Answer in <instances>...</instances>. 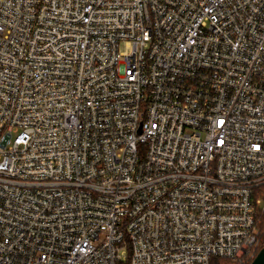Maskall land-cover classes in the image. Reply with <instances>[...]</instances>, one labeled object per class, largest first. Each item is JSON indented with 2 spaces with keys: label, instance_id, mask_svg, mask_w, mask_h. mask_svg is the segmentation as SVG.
I'll list each match as a JSON object with an SVG mask.
<instances>
[{
  "label": "built area",
  "instance_id": "1",
  "mask_svg": "<svg viewBox=\"0 0 264 264\" xmlns=\"http://www.w3.org/2000/svg\"><path fill=\"white\" fill-rule=\"evenodd\" d=\"M262 217L264 0H0V264H245Z\"/></svg>",
  "mask_w": 264,
  "mask_h": 264
},
{
  "label": "trees",
  "instance_id": "2",
  "mask_svg": "<svg viewBox=\"0 0 264 264\" xmlns=\"http://www.w3.org/2000/svg\"><path fill=\"white\" fill-rule=\"evenodd\" d=\"M262 222L264 224V217H262ZM263 244H264V239H263ZM251 261H252V259H247L245 264H250ZM212 263L213 264H235L236 262H234L233 260H231L229 258L214 257L212 260Z\"/></svg>",
  "mask_w": 264,
  "mask_h": 264
},
{
  "label": "water",
  "instance_id": "3",
  "mask_svg": "<svg viewBox=\"0 0 264 264\" xmlns=\"http://www.w3.org/2000/svg\"><path fill=\"white\" fill-rule=\"evenodd\" d=\"M250 264H264V244L256 253Z\"/></svg>",
  "mask_w": 264,
  "mask_h": 264
},
{
  "label": "rangeland",
  "instance_id": "4",
  "mask_svg": "<svg viewBox=\"0 0 264 264\" xmlns=\"http://www.w3.org/2000/svg\"><path fill=\"white\" fill-rule=\"evenodd\" d=\"M121 50H122V51H124V50L127 51L128 49L125 47V45H122V46H121ZM235 264H236V263H235Z\"/></svg>",
  "mask_w": 264,
  "mask_h": 264
}]
</instances>
